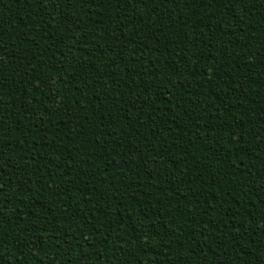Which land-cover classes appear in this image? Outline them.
<instances>
[{"label": "trees", "instance_id": "obj_1", "mask_svg": "<svg viewBox=\"0 0 264 264\" xmlns=\"http://www.w3.org/2000/svg\"><path fill=\"white\" fill-rule=\"evenodd\" d=\"M0 264H264V0H0Z\"/></svg>", "mask_w": 264, "mask_h": 264}]
</instances>
